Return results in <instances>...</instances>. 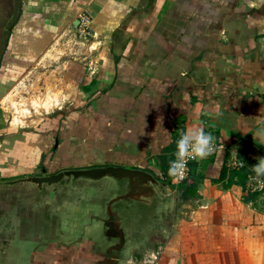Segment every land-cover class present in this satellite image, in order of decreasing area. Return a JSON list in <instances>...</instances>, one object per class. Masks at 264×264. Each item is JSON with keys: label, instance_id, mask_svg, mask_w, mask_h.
<instances>
[{"label": "crops", "instance_id": "crops-1", "mask_svg": "<svg viewBox=\"0 0 264 264\" xmlns=\"http://www.w3.org/2000/svg\"><path fill=\"white\" fill-rule=\"evenodd\" d=\"M7 16L11 55L30 61L65 33H85L93 54L68 61L67 113L0 141V176L110 164L161 176V156L202 127L218 148L192 163L180 232L144 263L264 264V191L248 189L264 157V3L0 0V31Z\"/></svg>", "mask_w": 264, "mask_h": 264}, {"label": "water", "instance_id": "water-1", "mask_svg": "<svg viewBox=\"0 0 264 264\" xmlns=\"http://www.w3.org/2000/svg\"><path fill=\"white\" fill-rule=\"evenodd\" d=\"M16 191L35 209L47 202L73 220L44 241L73 264H132L135 252L168 232L180 202V191L153 171L111 164L0 180L1 197Z\"/></svg>", "mask_w": 264, "mask_h": 264}, {"label": "rangeland", "instance_id": "rangeland-1", "mask_svg": "<svg viewBox=\"0 0 264 264\" xmlns=\"http://www.w3.org/2000/svg\"><path fill=\"white\" fill-rule=\"evenodd\" d=\"M9 25V31L2 35L6 36V40L0 47V141L5 137H20L21 134L19 133L22 131H35L37 130L35 128H38L39 124L48 117L56 116L61 112L67 113L65 110L70 106L66 87L67 78L65 77L70 68L68 61L73 60L74 57H79L80 52L82 55L90 54L92 56L93 54V51L88 49V43L81 42L86 40L81 38V35L84 34L85 36V33L78 34V40L73 39L72 33H65L62 36L56 35L57 37H54L45 49L30 50L28 55L33 57L32 60H23L18 58L16 53L11 55L10 51H7V39L12 30ZM1 34L0 32V36ZM2 56H4L3 60ZM4 148L5 146L0 145V151H4ZM177 190L179 189L177 188ZM179 199L178 216L177 218L174 216L168 232L153 236L148 246L143 247L149 250L135 252L132 264H146L144 261L152 260L158 252L170 246L168 244L180 232L182 212L186 210L181 206L182 196L180 192ZM51 215L49 214V216ZM57 215L59 217L57 223L44 220L39 211L32 222L29 221L30 219L23 218V221H26L25 231L28 234L39 231L42 233L43 241L46 238L54 240V238L49 239L47 234L59 235L62 233L64 223L67 225L73 221L64 216L62 212H57L55 208V216H52L55 218ZM18 225L16 220L11 221V223L4 221L0 225V264H8V262L9 264H16V256H18L16 252L23 249V242L17 239ZM67 230L64 229V232L66 233ZM175 244L178 247L179 243ZM4 250L8 253V259ZM10 254L11 257H9Z\"/></svg>", "mask_w": 264, "mask_h": 264}, {"label": "flooded vegetation", "instance_id": "flooded-vegetation-1", "mask_svg": "<svg viewBox=\"0 0 264 264\" xmlns=\"http://www.w3.org/2000/svg\"><path fill=\"white\" fill-rule=\"evenodd\" d=\"M7 11V10H6ZM9 11V10H8ZM9 12H7L8 14ZM17 13V9L15 10V14ZM14 14V15H15ZM13 15V14H12ZM6 25H3L1 27V36H0V47L3 46L2 44H4L5 40H6V36H2L5 32L9 31V27L8 25L12 24V22L15 20L14 16H7L6 17ZM9 25V26H10ZM11 29V28H10ZM2 56V60H3ZM43 168H46L45 166L41 167V171L37 174H41ZM47 171V168H46ZM59 171V170H58ZM56 171V172H58ZM53 172V173H56ZM47 173H49L47 171ZM35 175V174H34ZM22 177V176H19ZM12 178H16V177H10V176H0V180L2 179H12ZM17 193H5L4 195H2V197L0 196V225L1 223H3L4 221H9V223H11V221L13 222V220L18 221L19 223V228H18V233L17 236L20 237L21 242H23V249H19L16 253V264H73V259H71L70 256H67L64 253H54V252H48L45 250V242L44 241H48V238H46V240H42V233H39V231H35L34 233L28 234L25 231V223L26 221H23V218L29 220V221H33L34 220V216L38 213V211L40 212L41 216L44 217V220L48 221H53L54 223H57V218L59 219L58 215L54 218L53 216H55V209L53 208V206L51 204L43 203V205H41L38 209H35L34 207L30 206V203H28V201L26 202L25 196H22L19 192L20 191H16ZM57 212H59L57 210ZM49 214L51 216H49ZM20 218V219H18ZM54 219V220H52ZM52 235V236H50ZM23 236V237H21ZM48 237L51 238H59L57 234H47ZM31 241V242H29ZM27 242V244L25 245V243ZM152 244V243H151ZM151 247V245H150ZM143 250H149L148 248L146 249H141V251ZM145 252V251H144ZM14 257V254H13Z\"/></svg>", "mask_w": 264, "mask_h": 264}, {"label": "clouds", "instance_id": "clouds-1", "mask_svg": "<svg viewBox=\"0 0 264 264\" xmlns=\"http://www.w3.org/2000/svg\"><path fill=\"white\" fill-rule=\"evenodd\" d=\"M260 3H264V0H260ZM176 144V159L170 162L168 170L169 176L174 178L184 177L190 159H205L216 150L214 136L211 133H206L202 127L184 132ZM261 144H264V138H262ZM257 159L258 163L252 166V171L258 178L264 177V157Z\"/></svg>", "mask_w": 264, "mask_h": 264}, {"label": "trees", "instance_id": "trees-1", "mask_svg": "<svg viewBox=\"0 0 264 264\" xmlns=\"http://www.w3.org/2000/svg\"><path fill=\"white\" fill-rule=\"evenodd\" d=\"M171 158H172L171 155L161 156V164H162V168H163V175H161L162 178L164 180H166L167 182H169V184L173 185L174 187H178L179 190H182L185 187V191H184L185 193L187 191L193 192L196 189V185H197L194 180L186 179L185 181L179 182L178 184H176L177 182L173 178H171V176H169L168 170H169L170 162L173 161ZM193 162H195V161H193ZM192 163H191V165H192ZM227 172H228V168L223 166L222 173L220 176V180L224 179L227 176L226 175ZM232 174H234V173L232 172Z\"/></svg>", "mask_w": 264, "mask_h": 264}, {"label": "built area", "instance_id": "built-area-1", "mask_svg": "<svg viewBox=\"0 0 264 264\" xmlns=\"http://www.w3.org/2000/svg\"><path fill=\"white\" fill-rule=\"evenodd\" d=\"M84 22L87 23V19L85 18L84 19ZM215 143V149L218 148V144L214 141ZM175 160V159H174ZM199 159H196V160H189L188 163H187V169H186V172H185V175L183 178H174V177H171L173 178L177 183L179 182H183L185 181L186 179L189 178V175H190V170H191V163L193 161H197ZM234 166H239V164L237 162H234L233 163ZM248 189L250 191H264V179L261 178V177H257L256 175H252L250 176V181H249V184H248Z\"/></svg>", "mask_w": 264, "mask_h": 264}, {"label": "bare ground", "instance_id": "bare-ground-1", "mask_svg": "<svg viewBox=\"0 0 264 264\" xmlns=\"http://www.w3.org/2000/svg\"><path fill=\"white\" fill-rule=\"evenodd\" d=\"M37 104V103H36Z\"/></svg>", "mask_w": 264, "mask_h": 264}]
</instances>
